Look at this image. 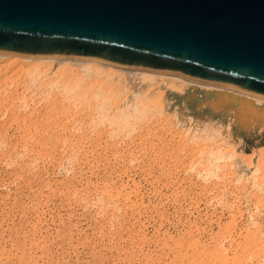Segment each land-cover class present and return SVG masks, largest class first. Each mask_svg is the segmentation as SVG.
<instances>
[{
	"label": "rangeland",
	"instance_id": "1",
	"mask_svg": "<svg viewBox=\"0 0 264 264\" xmlns=\"http://www.w3.org/2000/svg\"><path fill=\"white\" fill-rule=\"evenodd\" d=\"M66 81L59 66L0 64V264H204L221 240L236 261L255 234L249 261L264 264V178L250 168L264 158V115L258 135L235 118L236 153L215 169L199 147L235 101L191 91L179 103L134 77L117 94ZM190 114L208 134L177 124Z\"/></svg>",
	"mask_w": 264,
	"mask_h": 264
},
{
	"label": "water",
	"instance_id": "2",
	"mask_svg": "<svg viewBox=\"0 0 264 264\" xmlns=\"http://www.w3.org/2000/svg\"><path fill=\"white\" fill-rule=\"evenodd\" d=\"M0 53L98 60L264 97V0H0Z\"/></svg>",
	"mask_w": 264,
	"mask_h": 264
},
{
	"label": "bare ground",
	"instance_id": "3",
	"mask_svg": "<svg viewBox=\"0 0 264 264\" xmlns=\"http://www.w3.org/2000/svg\"><path fill=\"white\" fill-rule=\"evenodd\" d=\"M0 64L6 65V66L16 65V66H20V67H25L31 73L37 72V73H40L42 75L46 74L48 71H50L54 68H57L59 66L60 77L62 76V78L65 80H70V81L73 80L75 82V84L72 82L73 83L72 85L76 86V85H78V84H76V82L80 83L81 82L80 80H82V78H88L89 82L92 84L97 83V82L104 83L105 87L107 88V90L110 94L120 93L122 91V87L125 86V83H128L127 82L128 79L130 77L131 78L134 77L136 79L138 78L139 80L145 81L148 84V86H153L154 88H157V89L163 88L162 90H164V92L166 94L168 93V94L173 95V96L178 95L179 96V103H181L184 99L190 97L191 91L197 92L196 94L198 96L202 93L208 94L212 97H216V100H220L223 98H226L230 101L233 100V101H235L233 103L235 107H234V109L231 108L232 113L229 116H227L228 118L225 119L226 121H224V122L217 121L216 123L218 125L211 128L212 136H211V133L209 134L211 137H214V142H216V140H218V141L221 140V142L226 143L225 145L228 146L227 150L230 148L231 152L229 150L225 151L224 148H222L223 150L220 151L219 149H221V148L219 147V143H217V142H216V144H214L215 146L212 148V146H213L212 142L213 141H211L209 143L211 148L206 146L207 147L206 152H205L206 149L203 150L204 146L199 147V148L202 147L200 150H202L203 152L201 151L202 153H200V152L199 153L201 154V156L204 155L206 157V158L204 157L205 162L206 163L210 162V164L213 165V167L215 169L217 167L216 165H218L217 163H219V160H221V162H222V160H224V162H222V163H225V161H227L226 160L227 158H230V157L233 158L232 155L234 153H236L235 152V147H236L235 144L238 145V143H235V140L233 137L234 132L232 131L235 128L234 127L235 118H236V122H239V123L241 122V123L245 124L246 129H245L243 134L247 133L249 131V129H251L253 131V134L258 135L259 131L256 128L254 120L257 116L264 115V97H262V96L247 93V92H244V91H241L238 89H234L231 87H226V86H221V85H217V84H211V83H206V82L188 79V78H185L183 76H180L177 74H172V73H165V72H157V71L144 70V69H138V68L123 67V66H118V65H113V64L107 63V62H103V61L83 59V58L57 57V56H26V55H16V54H9V53H0ZM56 64H57V67H55ZM80 74H81V77H80ZM115 79H117V80L115 81ZM70 81H66L67 82L66 84H68V82H70ZM70 86H71V84H70ZM72 87L73 86H71V88ZM77 87L80 88L81 85L77 86ZM187 116L186 117L188 120L184 119L186 117H184V118L179 117L178 119H176L178 125L183 126V125H186V123H187V126H186L187 128L184 131H187V129H188V132L191 131V132H195L197 134L198 132L200 133L202 130H205V133L208 134V131L210 129H207V126H208L207 121H205V123L207 124L206 125L204 123V120L201 119V120H203L202 123H204L202 125V123H198L201 120L198 121V119H196V115H195V117L192 116L191 114L187 115ZM200 116H202V115H200ZM225 118H226V116H225ZM31 127H34V126H31ZM39 127H40V129L45 131V135H46L48 133L52 134V131H54V130L51 131V129H56L57 126L55 124L45 122V124L43 123V126L41 124V125H39ZM64 139H65V137H64ZM188 139H190V138H188ZM259 140H260V138H259ZM196 148L198 149V145H196ZM193 149H190V151ZM232 151H233V154H232ZM193 152H194V154L196 153L195 150ZM196 154H198V153H196ZM209 155L214 156L215 159L212 157H210V159H209ZM206 159H208V160H206ZM210 164L209 165L207 164L208 167H211ZM218 168H220V167L218 166L217 169ZM250 168H251V170L254 171V175H255V171H256V175H257V173H259V175H261L260 178H262V179L264 178V158L257 160V162H255L254 164L251 163ZM210 170H213V168ZM259 175H258V178H259ZM260 178H259V182L262 181ZM259 186H261V184ZM262 187H264V186H262ZM259 188L261 190V187H259ZM263 200H264V197H263ZM259 203L260 202H258V204ZM256 205H257V203H256ZM260 205L263 207L264 203H263V205L260 203ZM256 225H258V224H256ZM257 235L261 236L260 234H255V236H257ZM255 236H253L252 238H248L247 241L244 242V244H246L245 249H251L252 252L250 254H252V255L254 252L252 250V248L257 246V245H255V243L257 241L256 239H258V240L260 239V238H257L259 236H257L255 239L254 238ZM226 238H228V241H229L228 247L230 248L231 246H233V242H234L232 239L233 234L230 233L229 235H226L223 237V239H226ZM253 241H255V243ZM224 245L225 244H224L223 240H221L220 242H218V245L216 246L217 249L215 250L214 253H212V254H211V252H210V254H207V253L204 254L205 252H201V253L196 252V253L198 254V256L201 255L202 253L204 255H206L207 260L204 262V264H253V262L251 263L252 255H250V254L249 255L251 258L248 256L246 258H244L240 254L239 256L235 257L236 261H230L228 258L229 249L224 248ZM254 253H256V252H254ZM258 254H259V252H258ZM258 254H256V255L258 256ZM254 255H253V257H254ZM249 258L251 261H249ZM255 258H256L255 260H258V258L256 256H255ZM259 262H260V260L258 261V263Z\"/></svg>",
	"mask_w": 264,
	"mask_h": 264
}]
</instances>
